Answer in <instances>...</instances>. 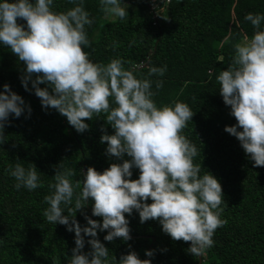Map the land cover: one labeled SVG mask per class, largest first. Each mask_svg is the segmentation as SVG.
<instances>
[{
  "label": "clouds",
  "instance_id": "obj_1",
  "mask_svg": "<svg viewBox=\"0 0 264 264\" xmlns=\"http://www.w3.org/2000/svg\"><path fill=\"white\" fill-rule=\"evenodd\" d=\"M70 2L72 8L54 12L53 0H0V43L26 66L20 77L25 90L31 91V81L42 107L58 111L80 133L89 129L85 120L103 114L114 134L102 128L100 142L107 143L106 155L123 161L112 163L102 173L89 167L84 179L75 183L72 168L63 162L56 167L54 183L48 185L51 193L44 197L48 207L43 216L48 223L64 225L75 233L68 264H151L135 251L121 255L119 260L109 259V249L97 238L98 230H107L105 241L131 240L125 214L132 215L133 210L141 223L158 220L165 234L175 241L190 242L187 251L203 257L214 245L215 231L227 220L221 219L225 201L220 182L210 172L201 174V164L194 163L199 151L182 134L193 110L184 102L158 107L153 99V81L137 78L121 58L106 65L92 62L84 48L91 46L86 26H91L94 18L85 10L84 0ZM128 7L122 0H100L105 16L121 21L129 17ZM18 19L26 21V27ZM245 20L254 27V35L234 45L230 65L216 79L223 101L237 121L224 130L238 139L254 167H264V14L248 13ZM166 71V65L150 66L148 76L162 77ZM41 84L48 87L41 88ZM162 86V80L155 81L157 90ZM3 89L0 144L7 141L4 129L10 115L19 118L25 108L29 116L32 111L8 84ZM125 155L131 159H124ZM133 168L140 171L135 180L131 179ZM6 171L15 179L17 190L44 186L34 164L25 168L16 163ZM89 198L94 202L92 215L102 217V223L84 214L87 226L82 227L75 217ZM85 237H91L88 252L83 251ZM145 255L152 257L154 251Z\"/></svg>",
  "mask_w": 264,
  "mask_h": 264
},
{
  "label": "trees",
  "instance_id": "obj_2",
  "mask_svg": "<svg viewBox=\"0 0 264 264\" xmlns=\"http://www.w3.org/2000/svg\"><path fill=\"white\" fill-rule=\"evenodd\" d=\"M122 3L129 5V17L123 21L106 17L100 0H84L85 10L94 18V23L86 26L91 46L84 51L94 63L106 65L121 58L137 78L151 79L158 107L184 102L193 110L182 134L199 151L194 163L201 164V174L210 172L220 182L225 201L221 219L227 220L215 231L214 245L200 257L201 264H264V167H254L238 139L224 130L237 121L230 115L231 108L225 105L216 79L230 65L234 45L254 35L255 29L245 16L264 14V0H168L160 3L161 13L150 9L149 0ZM73 6L70 0H53L52 11L64 12ZM18 23L26 27V21L18 19ZM165 65L162 77L148 76L150 66ZM25 68L10 48L0 43V91L8 84L32 110L30 116L27 108L19 118L10 115L4 129L7 141L0 144V264H68L75 233L64 225L48 223L43 216L48 207L44 197L51 193L48 185L54 183L56 167L63 162L72 168L75 183L84 179L89 167L102 173L112 163L123 161L106 155L107 143L100 142L102 128L114 134L103 114L85 120L89 129L77 132L65 116L42 107L31 81V91L25 90L20 79ZM157 80L163 81L159 90ZM124 159L131 158L125 155ZM16 163L25 168L34 164L44 186L17 190L15 179L6 171ZM132 173L131 179L139 178V169L133 168ZM93 203L89 198L87 206L76 213L82 227L87 226L84 214L102 223V217L92 215ZM147 203H152L150 198ZM125 217L131 230L129 241H105L107 230H98L97 238L109 249V259L119 260L135 251L151 264H198L199 257L187 251L190 242L173 240L158 220L141 223L135 210ZM89 239L85 237L84 252L91 251ZM146 251H154V255L148 257Z\"/></svg>",
  "mask_w": 264,
  "mask_h": 264
},
{
  "label": "built area",
  "instance_id": "obj_3",
  "mask_svg": "<svg viewBox=\"0 0 264 264\" xmlns=\"http://www.w3.org/2000/svg\"><path fill=\"white\" fill-rule=\"evenodd\" d=\"M165 2L167 3L168 2V0H165ZM149 7H150V9H152V10H154V12H160V8H162L163 9V7H160L159 6V4H151L150 2H149Z\"/></svg>",
  "mask_w": 264,
  "mask_h": 264
},
{
  "label": "rangeland",
  "instance_id": "obj_4",
  "mask_svg": "<svg viewBox=\"0 0 264 264\" xmlns=\"http://www.w3.org/2000/svg\"><path fill=\"white\" fill-rule=\"evenodd\" d=\"M149 2L151 4L154 3V4H159V5H160V3H165L166 4L165 0H149ZM160 7H162V6H160ZM159 10H160V13L163 12V9L162 8H160ZM109 18H111V17H109Z\"/></svg>",
  "mask_w": 264,
  "mask_h": 264
},
{
  "label": "water",
  "instance_id": "obj_5",
  "mask_svg": "<svg viewBox=\"0 0 264 264\" xmlns=\"http://www.w3.org/2000/svg\"><path fill=\"white\" fill-rule=\"evenodd\" d=\"M198 264H201V258L199 257V261H198Z\"/></svg>",
  "mask_w": 264,
  "mask_h": 264
}]
</instances>
